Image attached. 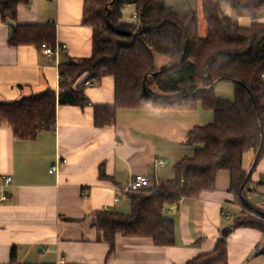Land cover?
I'll return each mask as SVG.
<instances>
[{
	"label": "crops",
	"instance_id": "1",
	"mask_svg": "<svg viewBox=\"0 0 264 264\" xmlns=\"http://www.w3.org/2000/svg\"><path fill=\"white\" fill-rule=\"evenodd\" d=\"M126 6L138 10L134 4ZM83 9L84 0H30L19 5L17 24L55 26L57 43L67 47L52 55L36 44H10L12 24L0 15V102L48 87L59 94L60 64L93 52V28L83 22ZM225 11L236 17L230 7ZM237 18L244 26L254 21ZM259 20L264 21V12ZM84 80L75 86L83 83L86 105L59 104L53 129L22 139L9 124H0V264H186L213 251L221 239L227 241L228 264H264L263 231L232 227L243 207L231 190L228 170L218 173L215 191L166 208L176 227L173 245L118 233L110 251L95 224L96 213L106 206L130 213L129 196L119 201L114 196L134 175L149 176L152 185L171 179L167 163L175 165L192 152L185 145L189 130L211 123L214 111L200 101L191 109L119 108L114 123L98 126L95 109L115 104V80ZM255 157L253 150L244 155L253 186H247L245 199L264 212V158L254 165ZM156 159L166 164L156 166ZM53 166L57 169L51 172ZM3 176L12 181L6 184ZM3 195L9 199L3 201ZM226 226L232 231L223 236Z\"/></svg>",
	"mask_w": 264,
	"mask_h": 264
},
{
	"label": "trees",
	"instance_id": "2",
	"mask_svg": "<svg viewBox=\"0 0 264 264\" xmlns=\"http://www.w3.org/2000/svg\"><path fill=\"white\" fill-rule=\"evenodd\" d=\"M30 0H0V15L11 26L10 44L56 47L53 24H17L18 8ZM200 9L179 13L165 0H84L83 22L93 28L92 55L61 63L60 92L48 87L13 101L0 102V124L11 126L18 138L33 139L53 129L59 104L86 105L81 92L83 77L115 80V104L95 109V122H115L119 108L191 109L199 101L214 111L211 123L189 130L185 145L191 153L174 165L175 177L156 181L145 192L129 194L130 213L98 211L95 224L114 250L118 233L147 236L160 246L175 243L176 227L166 208L183 198H196L217 189L221 170L231 174V190L243 207L232 227H253L264 233V212L247 203L245 192L251 173L244 155L256 152V165L264 158V0H199ZM134 4L140 19L123 20V9ZM230 7L236 17L225 11ZM252 17L242 25L237 17ZM201 23L204 31L201 33ZM168 58L159 68L157 56ZM84 80V81H85ZM221 80L235 83V98L216 93ZM158 88L170 96L157 94ZM101 175L106 178L101 167ZM186 264H228L227 241Z\"/></svg>",
	"mask_w": 264,
	"mask_h": 264
},
{
	"label": "rangeland",
	"instance_id": "3",
	"mask_svg": "<svg viewBox=\"0 0 264 264\" xmlns=\"http://www.w3.org/2000/svg\"><path fill=\"white\" fill-rule=\"evenodd\" d=\"M165 2L168 5L173 6L179 13L183 14L188 9H194L199 10L200 9V2L199 0H165ZM138 12V10L135 9L134 6L132 7H125L123 9V20L125 22H134L136 19L133 17L134 13ZM201 33L204 31V25L201 23ZM168 62V58L163 55L157 56V64L158 67L161 68L166 65ZM216 93L219 97L227 100H234L235 98V83L232 80H221L216 84L215 87ZM157 94H161L162 96H170L171 93H163L158 88L155 89ZM167 166L170 167L171 175H173L171 178L175 177L174 174V163L168 162ZM170 175V176H171Z\"/></svg>",
	"mask_w": 264,
	"mask_h": 264
},
{
	"label": "built area",
	"instance_id": "4",
	"mask_svg": "<svg viewBox=\"0 0 264 264\" xmlns=\"http://www.w3.org/2000/svg\"><path fill=\"white\" fill-rule=\"evenodd\" d=\"M133 17L139 21L140 19L139 12L134 13ZM60 47L66 48L67 45L66 44L61 45V44L56 43L55 48H52L50 46H44L43 51L45 54L52 55V54L57 53ZM165 164H166V160H163V159L155 160L156 166H164ZM55 169H57V166H53L50 171L53 172ZM3 178L6 184L12 181L11 176H3ZM247 186L249 188H253L251 183H249ZM150 187H152V182L149 176L145 174L134 175L127 185L119 186L116 188L117 193L114 196V201H119L120 198L124 195L145 192ZM8 199L9 197L7 195L2 196L3 201H6ZM105 209H110V207L106 206ZM57 264H65V261L62 260L60 263H57Z\"/></svg>",
	"mask_w": 264,
	"mask_h": 264
},
{
	"label": "water",
	"instance_id": "5",
	"mask_svg": "<svg viewBox=\"0 0 264 264\" xmlns=\"http://www.w3.org/2000/svg\"><path fill=\"white\" fill-rule=\"evenodd\" d=\"M231 231H232V227H231V226H226V227L222 230V234H223V236H227Z\"/></svg>",
	"mask_w": 264,
	"mask_h": 264
},
{
	"label": "bare ground",
	"instance_id": "6",
	"mask_svg": "<svg viewBox=\"0 0 264 264\" xmlns=\"http://www.w3.org/2000/svg\"><path fill=\"white\" fill-rule=\"evenodd\" d=\"M225 214H226V213H225ZM225 214H224V215H225ZM225 216H226V215H225Z\"/></svg>",
	"mask_w": 264,
	"mask_h": 264
}]
</instances>
